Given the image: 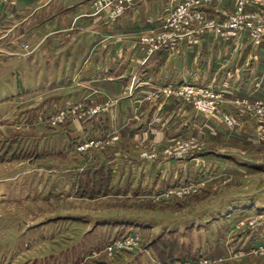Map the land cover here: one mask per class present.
Wrapping results in <instances>:
<instances>
[{"label":"rangeland","instance_id":"rangeland-1","mask_svg":"<svg viewBox=\"0 0 264 264\" xmlns=\"http://www.w3.org/2000/svg\"><path fill=\"white\" fill-rule=\"evenodd\" d=\"M32 54L25 43L0 45V264H264V135L231 136L236 122L222 112L221 92L198 86L222 96L212 112L180 99L203 119L220 116L225 125H214L217 131L200 135L196 126L161 141L121 142L120 135L114 144L78 151L119 129L81 130L73 142L55 136L90 107L78 103L83 109L73 114L76 104L56 103L67 94L49 78L30 77L25 59ZM45 100L52 106L35 113ZM64 110L65 122L52 126ZM188 158L196 160L191 167ZM103 159L109 163L100 165ZM135 232L138 245L104 251Z\"/></svg>","mask_w":264,"mask_h":264},{"label":"crops","instance_id":"crops-1","mask_svg":"<svg viewBox=\"0 0 264 264\" xmlns=\"http://www.w3.org/2000/svg\"><path fill=\"white\" fill-rule=\"evenodd\" d=\"M93 1L0 2V45L13 50L18 43L29 45L33 54L25 61L30 77L49 78L58 85L56 91L67 94L56 103L63 107L81 102L87 107L110 104L83 126L72 121L58 127L55 136L65 134L73 142L71 136L79 138L81 130L92 128L100 134L117 128L121 142L148 136L161 141L187 136L191 127L197 126L203 135L225 125L220 116L203 119L174 93L165 95L166 89L183 84L222 93L221 110L236 122L231 136L244 140L264 135V125L243 115L235 105L240 98L264 103V41L255 46L245 33L224 39L209 30L195 35L196 43L185 39L177 50L165 48L149 56L141 37L157 31L161 19L182 0H143L115 20L110 19V10L96 14ZM234 6L233 1H224L204 11L223 21ZM49 106L46 100L36 102L34 112H45ZM67 149L63 153L71 156ZM195 161L192 158L189 167ZM105 163L109 162L103 159L100 165ZM260 237L254 239L259 242Z\"/></svg>","mask_w":264,"mask_h":264},{"label":"built area","instance_id":"built-area-1","mask_svg":"<svg viewBox=\"0 0 264 264\" xmlns=\"http://www.w3.org/2000/svg\"><path fill=\"white\" fill-rule=\"evenodd\" d=\"M143 0H94V12L101 13L105 10L109 11V17L115 20L122 16L125 11ZM224 1H233L235 6L233 12L223 21H217L212 17H208L204 9L210 5L221 3ZM213 31L216 35L224 39H237L245 33L253 45L260 46L264 41V0H182L172 10L161 19L160 27L157 31H152L141 37V42L146 47L149 56L156 52H160L165 48L169 50H177L178 46L185 39L190 43H196L195 35L203 34L205 31ZM165 95L172 93L177 94L178 98L186 104L193 105L196 109L212 112L217 109V104L221 101V95H213L209 90H205L192 84H183L175 89H166ZM238 108L245 110L252 118L259 119L264 123V103L259 100L251 101L245 98L235 100ZM110 106L109 103L101 106L90 107L87 110L82 105L76 104L72 113L78 115L74 121L78 122L87 117L91 119L98 116L103 110ZM70 112L64 110L51 118L50 124L58 126L65 122ZM225 121L232 124L233 120L225 116ZM120 140L118 131L112 132L105 140L98 142L91 141L78 148V151H85L88 148L99 147L102 142L114 144ZM185 189H181L180 193H184ZM140 243V233L135 232L129 238L116 241L107 245L104 251L108 255L126 250ZM169 264H212L208 259H199L197 261H178Z\"/></svg>","mask_w":264,"mask_h":264}]
</instances>
